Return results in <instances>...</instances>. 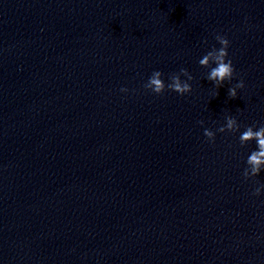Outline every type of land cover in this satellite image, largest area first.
I'll return each mask as SVG.
<instances>
[{"label":"clouds","instance_id":"clouds-1","mask_svg":"<svg viewBox=\"0 0 264 264\" xmlns=\"http://www.w3.org/2000/svg\"><path fill=\"white\" fill-rule=\"evenodd\" d=\"M216 40L221 45L219 49L213 47L212 50L208 51L200 60L199 64L202 67L209 68L210 71L207 75V80L212 82L217 89L216 96L219 95L218 89L223 87L226 81H231L234 76L235 69L233 67L232 61L227 59L228 57V48L230 45L229 40L225 36L217 35ZM215 64V67L212 65ZM181 76L187 77V80H181ZM163 73L160 71H154L149 77L148 82L144 87L154 94L160 95L163 94L167 88L170 91H174L179 95H185L192 91L191 84L188 81H191L193 77L188 72L187 69L181 68L179 73L172 74L169 79L170 83L165 84ZM245 84L243 80H240L233 87H229L228 96L230 99L237 98V89H243ZM122 92H127L128 89L122 88ZM225 125L219 127L217 131L223 133L225 131L233 132L238 131L240 125L237 122V119L234 116L226 115L225 116ZM199 123L203 124V121ZM204 135L210 140H215V133L212 130L205 129ZM240 144L243 146L247 142L256 141L257 149L253 150L247 158V163L251 165V175L253 177L258 176L261 172V165L264 164V126H260L257 130H254L253 126H248L239 137ZM248 171L245 169L243 176L245 179H248ZM264 185L256 187L253 195L259 196L261 194Z\"/></svg>","mask_w":264,"mask_h":264}]
</instances>
